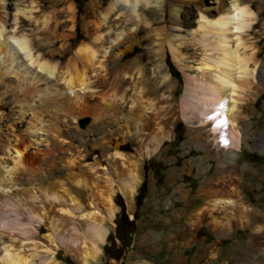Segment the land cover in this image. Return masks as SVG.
I'll return each mask as SVG.
<instances>
[{"label": "bare ground", "instance_id": "bare-ground-1", "mask_svg": "<svg viewBox=\"0 0 264 264\" xmlns=\"http://www.w3.org/2000/svg\"><path fill=\"white\" fill-rule=\"evenodd\" d=\"M59 2L0 0V101L10 95L16 107L12 115L0 114L9 129L8 145H0V264H59L55 259L59 245L74 251L80 264H88L99 254L98 244L107 234L104 220L112 222L114 191L128 203L132 199L139 181L133 156L102 151V157L90 164L88 154L79 151L64 156L66 148L52 135L59 131L60 116L76 122L89 114L93 131L122 123L125 134L137 140V152L150 153L172 136L171 122L179 108L190 139L218 151L239 150L246 134L243 127H250V117L244 115L246 103L264 83V61L256 49L264 37V21L252 33L258 13L242 0L91 2L84 24L86 39L68 59L64 46L54 49L61 35L52 25L51 30V17L43 12ZM189 2L193 8L185 11ZM140 33L148 41L154 68L162 67L168 50L183 74L178 103L172 101L173 92L160 95L173 111L163 117V104L157 106L153 99L142 102L146 69L138 67L139 59L135 71L126 68L127 62L120 63L130 45L112 55ZM169 80L163 74L151 84L153 93L172 87ZM93 99L100 103H91ZM24 123L28 131L20 135L16 128ZM38 131L51 135L50 142L45 140L51 147L45 151L37 146ZM36 154L60 159L61 167L52 173L56 179L48 181L31 171ZM62 172L64 181L57 178ZM230 176L221 171L212 184L229 182ZM232 203L230 198L216 197L210 208L222 210ZM42 253L47 257L37 263L34 257Z\"/></svg>", "mask_w": 264, "mask_h": 264}, {"label": "rangeland", "instance_id": "rangeland-1", "mask_svg": "<svg viewBox=\"0 0 264 264\" xmlns=\"http://www.w3.org/2000/svg\"><path fill=\"white\" fill-rule=\"evenodd\" d=\"M58 1L60 2L56 5L49 4L51 7L45 8L43 12L49 13L51 17V30L54 29L61 35L54 49L64 46V58L68 59L80 40L86 39L84 24L90 18L91 2L98 3L99 0ZM106 1L103 0V4ZM242 3L250 4L258 13L257 23L252 31L254 33L264 21V0H242ZM192 8V2L184 6L185 11ZM191 20H194L192 27H196L195 19ZM25 26L28 28L27 24ZM127 45H130L131 51L125 53L120 63L127 62L126 68L135 71L134 62L139 59L138 67L146 69L142 76L146 81L142 102L144 99H153L157 106L163 104L165 108L161 117L172 113L173 111H168L169 107L160 95L173 92L172 101L178 103L183 93L184 80L168 50L164 51L159 70L154 68L149 56L148 41L144 33L138 34L135 39L128 38L120 45V50L113 51L112 55L117 51L125 52ZM256 49L260 51L258 59L264 61V37L258 41ZM163 74H168L172 87L166 85L153 93L151 84L157 82ZM127 88V93L131 94L133 90ZM91 103L97 104L100 100L93 99ZM15 109L11 96L5 95L0 101V114L12 115ZM244 115L250 117V127H243L246 134L242 136L241 148L218 151L216 148L203 147L204 143L190 139L189 128L178 108L176 118L171 122L172 136L164 139L161 146L150 153L137 152L140 149L137 140L125 134L126 129L122 123L108 124L99 131H93L90 127L92 117L89 114H83L76 122L60 116L59 131H54L52 135L66 148L64 156L79 151L80 154H88L87 164H90L96 157L101 158L104 151L132 155L137 162L139 181L132 199L128 203L117 189L114 191L112 199L115 211L112 222L104 220L107 234L104 241L98 244L99 254L95 259H88V264H264V83L251 94ZM84 118L88 122L82 126L80 121ZM5 123L6 120L1 118L2 146L9 143V129L6 130ZM27 126L26 123L18 126L17 133L24 135L28 131ZM38 132L40 133L36 135H41V141H38L37 146L45 151L49 145L45 140L50 142L51 135ZM250 133H253L252 137L247 136ZM124 140L128 142L124 144ZM50 147L49 145L48 148ZM35 148L31 150L34 151ZM46 155L36 154L38 159L35 160L32 157L34 162L30 168L35 171L36 177H48V181H52L56 179L52 176L53 169L61 167L60 159H52L53 157ZM103 163L107 164L106 161ZM221 171L230 172L229 182L212 184L221 175ZM57 178L64 181L65 172L60 173ZM39 181L45 183L43 178ZM141 188L145 193L140 205H137L136 196ZM216 197L230 198L233 203L222 210H212L211 202ZM122 209L129 220H134L135 226L130 245L126 248H122L118 231ZM43 232L47 230L43 229ZM4 239L6 242L7 239ZM30 249L26 248L25 252L31 253ZM46 257L42 253L34 259L39 263ZM55 259L59 264H80L77 254L62 245L57 247Z\"/></svg>", "mask_w": 264, "mask_h": 264}, {"label": "trees", "instance_id": "trees-1", "mask_svg": "<svg viewBox=\"0 0 264 264\" xmlns=\"http://www.w3.org/2000/svg\"><path fill=\"white\" fill-rule=\"evenodd\" d=\"M143 186V185H142ZM144 193L142 188L140 193L136 196V203L137 205H140ZM135 226H134V220H129L127 215L125 214L124 209H122V214L118 219V231L120 234V240L122 242V248H126L130 245L131 242V236L134 233ZM106 250H108L106 248ZM107 264V263H104Z\"/></svg>", "mask_w": 264, "mask_h": 264}, {"label": "water", "instance_id": "water-1", "mask_svg": "<svg viewBox=\"0 0 264 264\" xmlns=\"http://www.w3.org/2000/svg\"><path fill=\"white\" fill-rule=\"evenodd\" d=\"M87 122H88V119L84 118V119H81L80 124L83 126Z\"/></svg>", "mask_w": 264, "mask_h": 264}]
</instances>
